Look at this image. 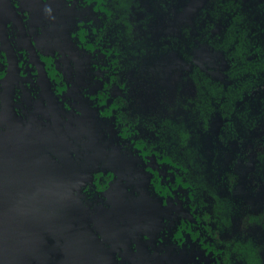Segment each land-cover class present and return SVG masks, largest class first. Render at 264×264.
Wrapping results in <instances>:
<instances>
[{
    "label": "flooded vegetation",
    "instance_id": "flooded-vegetation-1",
    "mask_svg": "<svg viewBox=\"0 0 264 264\" xmlns=\"http://www.w3.org/2000/svg\"><path fill=\"white\" fill-rule=\"evenodd\" d=\"M233 1L244 7L247 15L257 9L259 14L264 13V0ZM212 2V0H137V6L132 8L129 15L131 22L129 40L134 47L131 48L129 58L139 60L148 50L152 55L162 57L167 63L169 57H172L178 60L181 74H185L184 72L192 65H197L226 88L232 83L226 74L229 60L222 57L214 48L202 44L200 39L194 37L191 40L192 38H188L185 32L187 25L200 26L197 16L202 8L211 7ZM111 5L113 6L112 2ZM114 12L116 16L111 27L125 37L120 13L116 12V9ZM257 17L258 14H255L254 18ZM143 18L148 20L152 28H148V33H144V36L137 37L135 33L142 25L140 21ZM225 25L226 20L219 18L214 25V32L219 33ZM194 35L201 34L196 31ZM68 37L71 52L82 61L86 71L90 74L100 73L102 77L109 79L107 85L97 86L93 90L85 88L81 91L83 97L88 99L90 109V118L84 125L98 136L99 142L105 144L106 149L114 151L119 160L128 166L131 181L125 189L127 198H137L145 194L151 200L166 205L172 194V186L162 179L157 167L150 161L152 156L158 154L156 143L163 141L142 136L138 124L131 121L133 113L129 109L125 93L116 84L115 71L105 63L107 53L101 52L95 45L84 26L71 28ZM170 37L177 38L178 47H175V42L171 41ZM186 53L190 56L188 62L185 59ZM61 55L55 48H41L36 44L28 21V13L19 7L17 0H0V133H3L0 134L2 149L0 154L7 157L2 162H9L11 145L18 151L21 149L22 153L26 152L25 146L19 143V138H24L28 144L35 147L32 153L43 149L50 158L61 165L66 175L78 185L74 194L78 195V199L90 211H95L105 204V190L116 178V173L111 168L101 170L97 167L89 175L82 170L76 155L75 140L69 129L73 122L79 119L80 110L70 94L71 82L64 70ZM263 85L264 82L251 93L242 91V96L235 99L236 105L239 106L245 100L260 94ZM119 96L125 99L124 107L117 101ZM121 110L125 111L127 120H124ZM213 118H218L221 123L218 139L230 148L234 155L231 167L226 172L230 185L234 186L239 177H244L252 187L260 190L251 194L255 197L259 195V198L250 202L248 196L236 195L231 198L220 195L215 177L212 176L211 179L207 177L206 165L199 155L197 157L195 155L197 161L195 172L198 176L194 177L199 180L201 190L210 195L212 201L209 208L194 219L184 216L177 219L161 218L159 223L162 225V231L154 237V245L167 256L166 258L176 261L177 264H207L206 257L213 258V264H226L221 247L216 245V239L209 233L208 226L214 224L204 218L206 213L211 212L215 202L212 191L234 204L232 222L241 221V216L247 212H257L264 208V172L261 174L255 172L257 153L262 149L264 140V122L248 128L246 138L232 136L227 129L225 118L216 110L208 117L206 125L202 121L198 123L192 131L193 136L206 131ZM189 119L190 116L186 121L172 122L187 123ZM167 120L169 119L164 120L160 129L162 133L166 131L169 133ZM28 125L31 129L45 128L47 132L55 135L61 147L62 159L38 138L31 137ZM160 130L156 132L157 136H160L161 133H158ZM137 138L152 141L150 149L143 145L138 149L137 146L130 148L129 141ZM163 148L170 152L168 143H165ZM181 154L182 152L178 153L180 158L184 156ZM171 155L175 156L174 153ZM258 227L257 230H250L251 225H244L243 229L246 231L244 237H251L260 244L261 264H264V228ZM116 258L120 260L118 249ZM229 260V264H245L232 251Z\"/></svg>",
    "mask_w": 264,
    "mask_h": 264
},
{
    "label": "rangeland",
    "instance_id": "rangeland-1",
    "mask_svg": "<svg viewBox=\"0 0 264 264\" xmlns=\"http://www.w3.org/2000/svg\"><path fill=\"white\" fill-rule=\"evenodd\" d=\"M17 1L19 7L28 13L36 44L41 48H55L62 54L61 61L71 82L70 94L80 110L79 119L68 127L75 140L76 155L82 170L89 175L97 167L101 170L111 168L116 173V178L105 190V204L89 213L90 226L106 245L115 248V256L118 249L119 264H177L154 245V237L162 231L159 221L163 217L198 218L202 211L209 208L212 201L210 195L201 190L196 177L187 173L184 159L179 158L181 162L176 156L174 158L163 148L165 142H159L156 143L158 154L152 156L150 161L157 167L162 179L172 186L168 203L163 205L145 194L137 198L126 197L125 189L131 181L128 166L119 160L114 151L106 149L98 136L84 125L90 118V109L88 99L83 97L81 91L107 85L109 79L100 73L90 74L86 71L82 61L71 52L68 31L79 25L84 26L95 45L101 52L107 53L105 63L115 71L116 84L124 91L133 113L131 121L138 124L144 137L162 139L156 132L163 127L165 119L174 122L188 120L185 99L193 90L184 74L179 72L178 60L169 57L168 65L162 57L152 55L149 50L139 60L129 58L133 43L111 27L116 15L110 0ZM140 22L142 25L135 33L137 37L144 36V33H148L147 29L152 28L146 18ZM28 128L31 129L29 125ZM220 128L219 119L213 118L206 131L192 136L190 145L196 157L199 155L206 165L207 177H215L220 195L231 198L236 195L248 196L250 202H254L259 195L255 197L251 194L259 192L258 188L252 187L244 177H239L232 186L226 177L234 155L218 139ZM30 133L31 137L38 138L62 159L61 147L55 135L45 128H32ZM158 133H162L161 130ZM163 133L167 134V131ZM236 232L233 227L226 236ZM213 260L206 257L205 262L213 264Z\"/></svg>",
    "mask_w": 264,
    "mask_h": 264
},
{
    "label": "trees",
    "instance_id": "trees-1",
    "mask_svg": "<svg viewBox=\"0 0 264 264\" xmlns=\"http://www.w3.org/2000/svg\"><path fill=\"white\" fill-rule=\"evenodd\" d=\"M212 1V6L202 8L197 16L200 26L187 25L185 32L188 38H192L191 40L194 37L200 39L202 44L214 48L222 57L229 60L226 74L232 83L225 88L207 71L192 65L184 72V77L190 82L193 90L192 94L185 99L190 119L187 123H173L169 119L166 121L169 133L160 134L163 137L161 140L169 144L170 152L174 153L179 161L181 160L178 153L182 152L184 165L192 176L197 175L195 172L197 161L190 139L193 136L192 131L200 121L206 125L208 117L217 110L225 118L227 129L232 136L241 138L248 136V128L264 122V85L260 94L252 99L245 100L239 106L235 103V99L242 96V91L251 93L264 82V13L259 14L257 9L247 15L244 7L238 2ZM111 2L114 10L120 13L124 35L129 40L131 38L129 15L132 8L137 6V0H111ZM255 14H258L257 18H254ZM219 18L225 19L226 25L224 29L216 33L213 28ZM196 31H199L201 35H194ZM170 39L175 42V47H178L177 38L170 37ZM185 59L187 62L190 59L188 53ZM117 101L124 107V97L119 96ZM123 110L121 115L124 120H127ZM129 143L130 148L137 146L138 149L143 145L150 149L153 142L137 138L131 139ZM255 172L260 174L264 172V140L262 149L257 153ZM211 193L215 202L211 212L206 213L204 218L214 224V226H208L209 233L216 239V245L221 247L224 262L229 264L232 251L245 264H261L259 252L261 246L251 237H244L246 231L243 227L251 225L250 230H257L258 226L264 228V208L257 212H247L241 216V221L232 222L231 213L235 208L234 204L217 196L214 191ZM233 227L237 232L226 236Z\"/></svg>",
    "mask_w": 264,
    "mask_h": 264
},
{
    "label": "water",
    "instance_id": "water-1",
    "mask_svg": "<svg viewBox=\"0 0 264 264\" xmlns=\"http://www.w3.org/2000/svg\"><path fill=\"white\" fill-rule=\"evenodd\" d=\"M19 140L26 152L11 145L7 163L0 154V264H119L90 226L78 185L43 149L32 153Z\"/></svg>",
    "mask_w": 264,
    "mask_h": 264
}]
</instances>
